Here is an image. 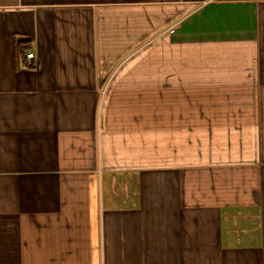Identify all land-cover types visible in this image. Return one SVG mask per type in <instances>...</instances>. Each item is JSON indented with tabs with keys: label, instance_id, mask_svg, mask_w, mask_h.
I'll return each mask as SVG.
<instances>
[{
	"label": "crops",
	"instance_id": "1",
	"mask_svg": "<svg viewBox=\"0 0 264 264\" xmlns=\"http://www.w3.org/2000/svg\"><path fill=\"white\" fill-rule=\"evenodd\" d=\"M0 264H264V0H0Z\"/></svg>",
	"mask_w": 264,
	"mask_h": 264
},
{
	"label": "built area",
	"instance_id": "2",
	"mask_svg": "<svg viewBox=\"0 0 264 264\" xmlns=\"http://www.w3.org/2000/svg\"><path fill=\"white\" fill-rule=\"evenodd\" d=\"M34 57V53L33 52H28L26 53V58L27 60L30 62Z\"/></svg>",
	"mask_w": 264,
	"mask_h": 264
}]
</instances>
